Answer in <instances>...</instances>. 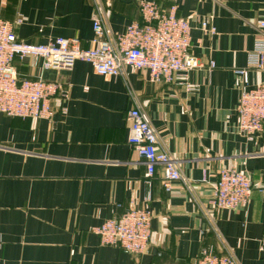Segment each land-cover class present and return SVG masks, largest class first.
I'll return each mask as SVG.
<instances>
[{"label": "crops", "instance_id": "0c3cea01", "mask_svg": "<svg viewBox=\"0 0 264 264\" xmlns=\"http://www.w3.org/2000/svg\"><path fill=\"white\" fill-rule=\"evenodd\" d=\"M147 0H0V18L20 16L17 38L45 44L59 36L93 46V16L122 32L141 21ZM175 3L191 25V52L209 71L190 72L199 85L186 91L153 82L148 70L98 74L78 60L68 69L44 68L32 56L16 58L21 75L62 83L67 96L52 99L50 118L0 112V264H197L205 246L232 250L241 264H264L260 238L264 195L255 189L238 208L211 200L222 168L264 174V128L252 140L237 130L241 80L248 52L264 19V0H161ZM213 16L216 32L202 28ZM250 83H264V67H250ZM138 103L159 136L160 148L191 179L167 189L158 166L145 199L146 163L129 143L128 111ZM205 178V180H204ZM152 212V236L142 253L102 244L94 228L131 207Z\"/></svg>", "mask_w": 264, "mask_h": 264}, {"label": "built area", "instance_id": "2783aa9c", "mask_svg": "<svg viewBox=\"0 0 264 264\" xmlns=\"http://www.w3.org/2000/svg\"><path fill=\"white\" fill-rule=\"evenodd\" d=\"M141 21H132L122 32L110 31L99 12L93 16V46L83 48L78 37L59 36L45 44L26 43L17 38L15 27L22 22L0 18V112L22 118H50L52 99L67 96L62 83L46 81L41 76L18 73L16 58L32 56L42 60L44 68L68 69L76 61L93 65L104 76L122 75L127 67L148 70L153 82L175 83L186 91L199 85L190 80V72L206 67L211 71L215 62L204 64L191 52L190 22L178 13V5L163 6L161 0L140 4ZM210 15L201 22L202 28L216 32ZM259 34L248 52L247 66L234 69L241 80L238 102L237 130L254 139L264 128V83L251 85L250 67H264V19L259 20ZM129 143L146 163L145 182L149 187L145 199L152 197L151 187L156 169L161 166L163 184L167 189L174 181L191 184L170 153L160 148L156 129L136 103L128 111ZM205 180V178H204ZM257 189L264 195V174L259 182L234 167L222 168L213 186L212 204L217 208H238ZM102 244L117 245L131 253L145 251L152 236V212L147 207H131L118 217L108 219L94 228ZM0 237V243H1ZM260 254L264 258V229L260 238ZM197 264H241L230 249L218 253L212 246L202 248Z\"/></svg>", "mask_w": 264, "mask_h": 264}]
</instances>
